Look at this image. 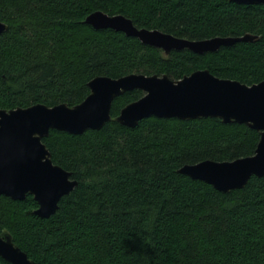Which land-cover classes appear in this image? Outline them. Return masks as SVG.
I'll return each instance as SVG.
<instances>
[{"label": "trees", "instance_id": "trees-1", "mask_svg": "<svg viewBox=\"0 0 264 264\" xmlns=\"http://www.w3.org/2000/svg\"><path fill=\"white\" fill-rule=\"evenodd\" d=\"M103 10L179 37L256 34L219 50L166 54L136 36L85 21ZM0 108L75 105L98 75L197 69L247 84L264 80V4L231 0H0ZM116 97L112 116L140 98ZM260 131L218 117L151 116L130 127L112 119L82 134L51 129L52 159L78 180L56 212L0 196V231L39 264H264V175L221 191L183 174L186 163L255 153ZM0 262L10 264L2 257Z\"/></svg>", "mask_w": 264, "mask_h": 264}, {"label": "water", "instance_id": "water-1", "mask_svg": "<svg viewBox=\"0 0 264 264\" xmlns=\"http://www.w3.org/2000/svg\"><path fill=\"white\" fill-rule=\"evenodd\" d=\"M231 1L264 4V0ZM85 21L97 29L111 28L136 36L166 54L184 48L196 53L216 51L222 46L257 38L252 33L183 38L158 28L139 27L125 14H109L103 10L91 12ZM7 28L8 25L0 20V33ZM88 86L90 93L75 105L35 103L27 107L0 108V196L24 199L31 194L38 203L34 212L42 217L51 216L62 197L75 188L78 180L53 161L43 138L51 129L82 134L88 129H100L112 119L130 127L151 116L218 117L227 123H245L260 131L254 154L233 160L205 159L186 163L178 171L226 192L243 188L253 175H264V80L247 84L219 77L206 68L178 79L167 73H130L120 77L98 75L88 82ZM133 89H141L144 94L124 105L113 117L114 99ZM0 257L10 264H39L16 244L8 230L0 231Z\"/></svg>", "mask_w": 264, "mask_h": 264}]
</instances>
